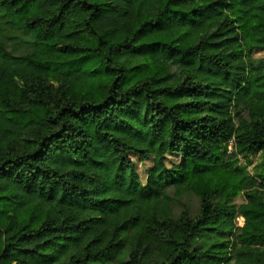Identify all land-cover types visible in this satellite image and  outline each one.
Instances as JSON below:
<instances>
[{
    "label": "trees",
    "instance_id": "obj_1",
    "mask_svg": "<svg viewBox=\"0 0 264 264\" xmlns=\"http://www.w3.org/2000/svg\"><path fill=\"white\" fill-rule=\"evenodd\" d=\"M0 9V264H264V0Z\"/></svg>",
    "mask_w": 264,
    "mask_h": 264
},
{
    "label": "rangeland",
    "instance_id": "obj_2",
    "mask_svg": "<svg viewBox=\"0 0 264 264\" xmlns=\"http://www.w3.org/2000/svg\"><path fill=\"white\" fill-rule=\"evenodd\" d=\"M4 16L0 9V20L4 22ZM3 31L0 33V42H4L6 45H8L13 51L17 52H24L27 50V45L29 41V34L26 31L23 30H10L3 24ZM256 58L264 59V51L256 53ZM263 63V62H258ZM135 169L137 173L139 174L142 181L145 183L147 181L149 169L154 164V156H147L144 159H140L139 157H136L135 155H130ZM173 158L172 156H168L166 159V162L168 165L171 164ZM244 198L242 196H239L236 198V203L240 204L243 202ZM187 208L192 215H196L198 211V199L197 197L192 193H187L186 197L182 196L179 200V202L174 201V209L176 212H179L181 208ZM237 224L242 225L243 222L240 217L237 218Z\"/></svg>",
    "mask_w": 264,
    "mask_h": 264
},
{
    "label": "bare ground",
    "instance_id": "obj_3",
    "mask_svg": "<svg viewBox=\"0 0 264 264\" xmlns=\"http://www.w3.org/2000/svg\"><path fill=\"white\" fill-rule=\"evenodd\" d=\"M240 218H241L242 222H244V218L242 216Z\"/></svg>",
    "mask_w": 264,
    "mask_h": 264
},
{
    "label": "built area",
    "instance_id": "obj_4",
    "mask_svg": "<svg viewBox=\"0 0 264 264\" xmlns=\"http://www.w3.org/2000/svg\"><path fill=\"white\" fill-rule=\"evenodd\" d=\"M230 144L232 145V144H233V142L231 141V142H230Z\"/></svg>",
    "mask_w": 264,
    "mask_h": 264
}]
</instances>
